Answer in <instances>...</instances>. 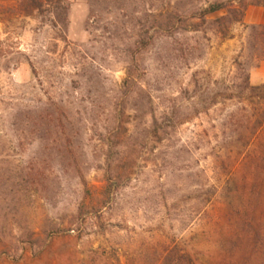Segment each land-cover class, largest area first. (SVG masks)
Segmentation results:
<instances>
[{
  "label": "rangeland",
  "instance_id": "rangeland-1",
  "mask_svg": "<svg viewBox=\"0 0 264 264\" xmlns=\"http://www.w3.org/2000/svg\"><path fill=\"white\" fill-rule=\"evenodd\" d=\"M56 2L0 0V264H264V0Z\"/></svg>",
  "mask_w": 264,
  "mask_h": 264
},
{
  "label": "trees",
  "instance_id": "trees-1",
  "mask_svg": "<svg viewBox=\"0 0 264 264\" xmlns=\"http://www.w3.org/2000/svg\"><path fill=\"white\" fill-rule=\"evenodd\" d=\"M26 2H29L30 4L33 5L34 8L36 9H41L42 6L46 3L48 5H56L57 2L56 0H46L43 2L42 0H25ZM253 5V3H248V4H242L240 9H235L234 11H229L230 13H236L239 14V18L232 19L231 16H224L221 18L216 19L214 22L217 24L219 27L220 32L224 37L227 36L228 30H229V24L231 23H240V24H245L244 23V17L247 11V8ZM257 5H261L257 3ZM223 9V5L221 4H211L206 10V14H211L215 13L219 10ZM65 17H67V11L65 12ZM251 30L256 38V40L260 43V51L262 54V57L264 59V24L262 25H251ZM247 87L253 91V92H259L263 96L264 99V84L258 85V86H252L249 84V82L246 83ZM263 92V93H262ZM264 124V117L258 121V127H262ZM192 264L194 263L192 260V257L190 253H188L185 250H182L179 245H171L167 246L165 248L164 254L161 257L160 264Z\"/></svg>",
  "mask_w": 264,
  "mask_h": 264
},
{
  "label": "crops",
  "instance_id": "crops-1",
  "mask_svg": "<svg viewBox=\"0 0 264 264\" xmlns=\"http://www.w3.org/2000/svg\"><path fill=\"white\" fill-rule=\"evenodd\" d=\"M246 22L264 24V10L261 12H252L250 14L248 13L246 15Z\"/></svg>",
  "mask_w": 264,
  "mask_h": 264
}]
</instances>
